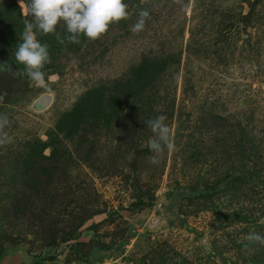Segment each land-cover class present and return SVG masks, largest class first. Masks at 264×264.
Masks as SVG:
<instances>
[{
  "label": "rangeland",
  "instance_id": "374dc122",
  "mask_svg": "<svg viewBox=\"0 0 264 264\" xmlns=\"http://www.w3.org/2000/svg\"><path fill=\"white\" fill-rule=\"evenodd\" d=\"M124 2L96 40L37 33L36 86L14 75L28 0H0V264H264V0Z\"/></svg>",
  "mask_w": 264,
  "mask_h": 264
},
{
  "label": "clouds",
  "instance_id": "9594fccd",
  "mask_svg": "<svg viewBox=\"0 0 264 264\" xmlns=\"http://www.w3.org/2000/svg\"><path fill=\"white\" fill-rule=\"evenodd\" d=\"M26 7L27 14L32 19L25 20V27L20 37L22 42L18 44L14 53L16 63L24 65V69H18L14 75L27 76L36 86L45 85L43 69L45 64L51 62L49 45L42 43L37 38V33L44 35L54 33L56 26L63 21L67 32L70 33L67 37L68 42L79 43L81 35L96 40L109 30L111 24L129 16L128 5L124 0H28ZM149 18V10L140 9L131 31L137 34L142 32ZM57 39L61 44L64 43V39L60 37ZM4 95H0V101H3ZM165 120L166 117L160 115L144 122L154 133V137L148 141V146L154 153L150 158L152 164L159 163V157L165 149L168 152L174 150L171 129ZM9 125L7 114L0 113V146L12 142V138L4 131ZM247 241L264 246V235L249 233ZM244 247L247 248L248 244Z\"/></svg>",
  "mask_w": 264,
  "mask_h": 264
},
{
  "label": "trees",
  "instance_id": "16d2710c",
  "mask_svg": "<svg viewBox=\"0 0 264 264\" xmlns=\"http://www.w3.org/2000/svg\"><path fill=\"white\" fill-rule=\"evenodd\" d=\"M172 59V61H170ZM167 61H170V62H168L167 64L170 66V65H172L173 63H175L174 62V57H170V59L169 60H166V62ZM165 62V61H164ZM148 70V67H143L141 70H140V72L138 73L140 76H141V78L143 77V75H144V73L146 72Z\"/></svg>",
  "mask_w": 264,
  "mask_h": 264
}]
</instances>
